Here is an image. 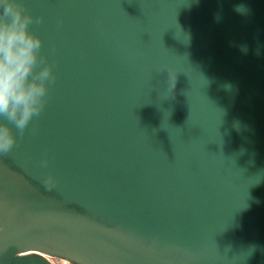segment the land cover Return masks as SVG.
I'll use <instances>...</instances> for the list:
<instances>
[{
    "label": "water",
    "instance_id": "water-1",
    "mask_svg": "<svg viewBox=\"0 0 264 264\" xmlns=\"http://www.w3.org/2000/svg\"><path fill=\"white\" fill-rule=\"evenodd\" d=\"M16 2L51 72L0 264H264V0Z\"/></svg>",
    "mask_w": 264,
    "mask_h": 264
},
{
    "label": "clouds",
    "instance_id": "clouds-1",
    "mask_svg": "<svg viewBox=\"0 0 264 264\" xmlns=\"http://www.w3.org/2000/svg\"><path fill=\"white\" fill-rule=\"evenodd\" d=\"M236 11H245L244 5H237ZM31 22L16 0H0V116L21 132L42 110L51 72L48 67L37 71L41 40L29 31ZM14 143L8 124L0 125V153Z\"/></svg>",
    "mask_w": 264,
    "mask_h": 264
},
{
    "label": "rangeland",
    "instance_id": "rangeland-1",
    "mask_svg": "<svg viewBox=\"0 0 264 264\" xmlns=\"http://www.w3.org/2000/svg\"><path fill=\"white\" fill-rule=\"evenodd\" d=\"M55 264H60V262L58 260H54ZM66 264V263H65Z\"/></svg>",
    "mask_w": 264,
    "mask_h": 264
}]
</instances>
